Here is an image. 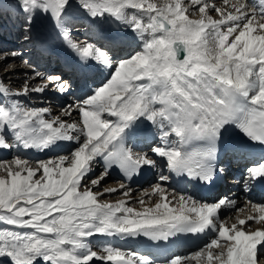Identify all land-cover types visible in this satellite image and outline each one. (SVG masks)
<instances>
[{"label":"snow or ice","instance_id":"snow-or-ice-1","mask_svg":"<svg viewBox=\"0 0 264 264\" xmlns=\"http://www.w3.org/2000/svg\"><path fill=\"white\" fill-rule=\"evenodd\" d=\"M7 2L23 15L25 40L37 16L52 21L84 73L85 88L89 73L107 69L108 75L55 117L49 108L21 99L45 91L47 84L30 89L25 81L23 89L12 91L0 82V150L43 152L62 142L77 145L47 160L16 157L0 163V261L260 264L264 204L248 201L245 208L256 214L229 223L221 220L220 210L236 207L231 196L209 201L163 185L175 175L194 188L209 187L229 153L250 162L243 177L246 190L264 181V152L250 146L264 148V0H223L222 7L207 0H77L90 20L127 29L117 28L103 45L72 39L66 20L72 0ZM4 3L0 0V11ZM130 42L136 47L125 55ZM48 79L61 93L72 87L61 75ZM73 112L80 114L78 120L64 118ZM138 140L147 142V151L134 150ZM101 161L103 172L89 184ZM158 165V181L144 194L149 202L139 198V208L129 206L131 189L123 183L93 190L113 168L128 179ZM121 190L124 199H102ZM152 196L158 197L154 203ZM249 222L262 227L252 229ZM209 232L213 238L190 255L172 251L182 237ZM97 236L105 240L95 241ZM129 240L144 247H128Z\"/></svg>","mask_w":264,"mask_h":264},{"label":"bare ground","instance_id":"bare-ground-1","mask_svg":"<svg viewBox=\"0 0 264 264\" xmlns=\"http://www.w3.org/2000/svg\"><path fill=\"white\" fill-rule=\"evenodd\" d=\"M185 4L188 3V0H184ZM209 4H215L217 7L223 6V0H207ZM4 13V12H3ZM190 13H193V18H198V12L196 11V6L190 7ZM71 15V37L75 42L78 43H88V42H99V44L103 45L107 43L106 37L110 35L113 31H115L119 26L111 21H104V22H98L93 23L90 19L83 16V12L78 7L77 9L70 10ZM214 18H218L217 14H212ZM3 15V14H2ZM9 16H3L2 19H0V37L4 36V40L2 39V43L0 41V59H4L6 57H10V59L18 58L19 55H24V64L22 68V72L25 74L22 75H14L16 74L19 69L12 68L9 70V72L5 73L4 79H7L9 81V84L7 87L12 89L11 86L16 83L23 82V78H27L28 87L36 88V86H33V79L37 77V73L42 74V72H46V75L44 76V81L40 82L41 84H47V88L43 92H29L27 96L22 97V101L36 107H47L51 110V117L55 116H62V110L66 108L68 105H75L80 100H82L86 94H90L89 89H93L99 86V84L105 80V78L108 75L107 69L104 70L103 73H89L90 78L88 79V88L84 87V73L81 71V68H69L63 63H60L59 59V52L63 53L65 56H69L71 59H73L72 64L75 61L73 53L67 48L64 41L61 39V37L58 35L57 30L54 28L52 29L51 24L52 21L49 20L46 16H37L31 26V32H30V39L25 40L24 34L20 37V41H18L16 44L20 45H28V48L23 51H17L15 49V52L18 53L16 56H12L11 53L14 50H9V48L15 44L14 36L17 34V31L19 28L18 25H15L17 20L22 19L23 20V29H24V18L22 14H17L14 16L11 20H9ZM8 20V21H7ZM5 24V25H4ZM53 24V23H52ZM83 26V31L78 32L77 28L79 25ZM7 32L3 33V26ZM8 26V27H7ZM2 28V29H1ZM121 31V30H120ZM122 32V31H121ZM76 34V35H75ZM78 35V36H77ZM1 40V38H0ZM27 47V46H26ZM136 47V43H129L128 45H125L123 54H127L129 51H131L133 48ZM12 49V48H11ZM23 60V59H22ZM8 71V70H7ZM27 72V73H26ZM14 75V76H13ZM53 75H61L64 80L69 81L72 85L70 91L67 93H61L58 90V85L54 82L49 81V77ZM18 76V77H16ZM40 84V85H41ZM35 85V83H34ZM25 86V81L23 82V87ZM16 91V90H15ZM79 113L73 112L71 117H64L69 122L73 120L79 119ZM50 118V117H48ZM148 134L149 133H142ZM140 142L143 143L142 146H140ZM138 147H136L135 151H147V142L144 140H138ZM146 145V146H145ZM77 145L74 142H62L57 147L53 148L50 151H39V150H24L22 148L13 147L11 150L9 149H2L0 150V163H5L6 161L4 158L9 155H20L21 157L28 159L32 162H35L37 160H41L42 158H45L44 160L55 158L58 155H67L69 154ZM19 156V157H20ZM156 158V157H153ZM158 159V158H157ZM4 160V161H3ZM162 163V162H161ZM249 161H246L242 158H240L238 155L229 153L225 159L223 160V163H221L223 169L226 171V173L229 175L227 182L228 185H225L223 188H220V193L216 194L208 199L209 201L218 200L222 196H231L234 200L237 201L236 207L237 208H244L243 212H237L234 213V208H222L220 210V218L221 220H227L229 223L235 222V217L240 216V218H244V216L248 214L255 215L256 213L251 211V207L245 208V204L248 201H251L253 204H264V198H257L254 188L252 187V184L248 186V190L245 189L243 177L245 174V168L249 165ZM150 174H148L147 179L140 185H129L127 183L121 182L117 176L114 173L109 172V174L103 179L101 184L94 188V191H103L105 188H119L120 184H125L126 188L131 189V197L132 200L129 202V206L139 208V203L135 202L139 198L143 197L145 199V202L148 203V198L145 196V192H151V188L154 184L158 181V176L161 172V166L158 165L156 168H148ZM103 162L101 161L98 165H96L93 169L92 174L89 176V184L91 179H96L99 177L101 172H103ZM234 172H237L236 175H234ZM164 174L169 175L166 169H164ZM149 180L145 184V182ZM181 181L177 178V176L172 175V178L164 183V187L167 188L169 192L176 190L177 192L182 190H187L189 192H195L196 190L187 185H183L179 187V184ZM239 186L241 188H239ZM254 192V193H253ZM198 198H201L198 196ZM123 196V190L113 192V193H106L102 199L108 200V201H116L119 199H124ZM158 199L157 196H152L151 203H154ZM204 199V198H203ZM249 226L252 229H257L262 227V225L258 222H249ZM213 238V234L211 232L207 233L204 237L203 241L192 248H178L174 252L180 254V255H190L191 253L195 252L198 248L202 247L207 241ZM95 241H104V237L97 236L93 238ZM204 242L203 245H201ZM0 264H7V261H0ZM260 264H264V259L260 260Z\"/></svg>","mask_w":264,"mask_h":264},{"label":"rangeland","instance_id":"rangeland-1","mask_svg":"<svg viewBox=\"0 0 264 264\" xmlns=\"http://www.w3.org/2000/svg\"><path fill=\"white\" fill-rule=\"evenodd\" d=\"M72 2H73V6H72V8H71V10H74V9H77L78 8V6H77V0H72ZM3 9L4 10H2V11H0V19H2V17L3 16H9L10 17V19L9 20H11L14 16H16L18 13L16 12V10L14 9V8H12L11 7V5L7 2V0H5V3H4V6H3ZM81 10V9H80ZM82 11V10H81ZM4 12V13H3ZM83 12V11H82ZM3 14V15H2ZM212 14H215L214 12H212ZM83 16H85L86 18H88V16L83 12ZM89 19V18H88ZM50 20V19H49ZM66 20H67V23H68V25L69 26H71V15L69 14L67 17H66ZM8 21V20H7ZM51 21V20H50ZM92 21V20H91ZM93 23H97V21H92ZM49 24H51V28L52 29H54L55 27H54V25L52 24V23H49ZM5 25V24H4ZM15 25H18L19 27H21V28H19L18 29V31H17V34L14 36V40H15V44H13L10 48H9V50H14L15 51V49L17 50V51H23L24 49L26 50V48H28V45H18V44H16L18 41H20V37L24 34V29H23V20L22 19H19V20H17V22H16V24ZM3 26V25H2ZM119 26V30H121L122 32L123 31H127V29H125L123 26H121V25H118ZM8 27V26H7ZM3 28V29H2ZM1 29L3 30V33H4V30H5V28H4V26L2 27ZM77 31L78 32H81V31H83V26L80 24L79 25V27L77 28ZM5 32H7L6 30H5ZM76 35V34H75ZM78 36V35H77ZM1 38V43H2V39L4 40V36H2V37H0ZM27 46V47H26ZM12 48V49H11ZM24 58H25V56L24 55H19L18 56V58H14V59H10V57H6V58H4V59H0V82H3L4 83V85L5 86H7L8 84H9V81H7V79H4V75H5V73H7V72H9V70H11L13 67L14 68H16V69H19V70H17L18 72L16 73V74H14V75H20V74H22V75H24L25 73L24 72H22L23 70H22V68L21 67H23V64H24ZM23 59V60H22ZM8 70V71H7ZM27 73V72H26ZM13 75V76H14ZM26 75V74H25ZM46 75V72H42V74H40L39 76H37L36 78H34L33 80V86H36V87H38V86H40V82H42V81H44V76ZM16 77H18V76H16ZM27 80V78H23L22 79V81L24 82V81H26ZM23 82H21V83H16V84H13V86H11L12 87V91H15V90H20L21 88H22V86H23ZM34 83H35V85H34ZM29 95V94H28ZM28 97L29 96H27V99L25 100L26 102H27V100H28ZM20 155L18 154V155H9V156H7V158L5 157L4 158V160L6 161L5 163H7V162H11L14 158H16V157H19ZM20 158H23V157H21L20 156ZM46 158V157H45ZM45 158H42L41 160H44ZM3 160V161H4ZM147 182H149V180H147L146 182H145V184L147 183ZM239 188H241L240 186H239ZM236 208L237 207H235L234 209V213H237V211H236ZM204 243H202L201 245H203Z\"/></svg>","mask_w":264,"mask_h":264}]
</instances>
